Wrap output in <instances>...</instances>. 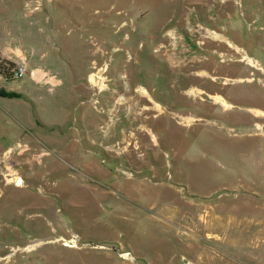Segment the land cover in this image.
<instances>
[{
    "label": "rangeland",
    "instance_id": "1",
    "mask_svg": "<svg viewBox=\"0 0 264 264\" xmlns=\"http://www.w3.org/2000/svg\"><path fill=\"white\" fill-rule=\"evenodd\" d=\"M9 40L64 84L0 53V264H264V0H0Z\"/></svg>",
    "mask_w": 264,
    "mask_h": 264
},
{
    "label": "crops",
    "instance_id": "2",
    "mask_svg": "<svg viewBox=\"0 0 264 264\" xmlns=\"http://www.w3.org/2000/svg\"><path fill=\"white\" fill-rule=\"evenodd\" d=\"M19 20H20V22L23 21L20 18H19ZM20 22H18V23H20ZM19 25L20 26H17V30H16V34L18 35V39H19L18 41L29 40V41H32L35 43L38 41L35 37V33L34 34L32 33V32H34L33 27L35 24H30V23L27 24L24 21V24H19ZM29 27H30V30H29ZM41 30L44 31V29H40V31ZM13 35H14V33H13L12 29L10 28L9 31L7 32L6 36L13 40ZM12 40L8 41V46L5 47L6 49H0L1 56L4 59L14 61L18 65L25 64L27 66V70H30L28 77H29V81L32 84H34L37 87L47 86V90H49V91L56 89L58 86H62L64 84L63 81H61L55 75H53V72L50 71V69L47 70V66H45L44 68L40 67L38 65H36L33 68L28 67L27 64H29L31 62L30 61L31 56L27 55L25 50L13 48L14 42ZM39 43L42 44L44 48H47V37L41 38ZM39 56H40L41 60L47 59V53H40ZM66 66H67V68L72 70L70 65L67 64ZM83 73L85 74L86 71H81V74H83ZM87 77H88V83L90 85V87H85L86 89L89 90V93H88L89 96H88V94L86 95L88 98L87 104H91L94 107L96 100H97L96 96H94V87L96 84H93L92 82H90V75H87ZM73 78H74V73L72 72V82H73ZM75 84H76V82H75ZM75 84H72L71 86L72 87L74 86L73 88L75 90H77L78 86ZM67 85L69 86L68 82H67ZM36 91H38V90H36ZM38 92L40 93V91H38ZM83 95L81 97H83ZM83 119H84V116H83ZM53 124H55L56 126L57 125L61 126V123L59 121H55Z\"/></svg>",
    "mask_w": 264,
    "mask_h": 264
},
{
    "label": "built area",
    "instance_id": "3",
    "mask_svg": "<svg viewBox=\"0 0 264 264\" xmlns=\"http://www.w3.org/2000/svg\"><path fill=\"white\" fill-rule=\"evenodd\" d=\"M27 72V66L25 64H20L14 70H12L9 77H11V79H19L25 76Z\"/></svg>",
    "mask_w": 264,
    "mask_h": 264
},
{
    "label": "bare ground",
    "instance_id": "4",
    "mask_svg": "<svg viewBox=\"0 0 264 264\" xmlns=\"http://www.w3.org/2000/svg\"><path fill=\"white\" fill-rule=\"evenodd\" d=\"M207 35H208V37H210V38H212V39H216V38H219L220 36L219 35H216L215 33H213V32H207ZM245 58L248 60V62L249 63H253L252 62V60L247 56V55H245ZM92 82V81H91ZM142 90V89H141ZM144 90V89H143ZM140 91V90H139ZM144 92V91H143ZM146 92V91H145ZM195 94H197V93H195ZM147 95H149V94H147ZM146 96V95H145ZM217 99V101H219V102H222L223 104H225V102H224V100H222V99H220L219 97H217L216 98ZM31 247H28L27 249H30Z\"/></svg>",
    "mask_w": 264,
    "mask_h": 264
},
{
    "label": "trees",
    "instance_id": "5",
    "mask_svg": "<svg viewBox=\"0 0 264 264\" xmlns=\"http://www.w3.org/2000/svg\"><path fill=\"white\" fill-rule=\"evenodd\" d=\"M2 69H3V64L1 63L0 64V71L2 72Z\"/></svg>",
    "mask_w": 264,
    "mask_h": 264
},
{
    "label": "flooded vegetation",
    "instance_id": "6",
    "mask_svg": "<svg viewBox=\"0 0 264 264\" xmlns=\"http://www.w3.org/2000/svg\"><path fill=\"white\" fill-rule=\"evenodd\" d=\"M61 10H64V8L61 7Z\"/></svg>",
    "mask_w": 264,
    "mask_h": 264
}]
</instances>
